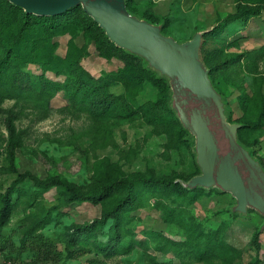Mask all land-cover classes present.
<instances>
[{
    "label": "trees",
    "instance_id": "trees-1",
    "mask_svg": "<svg viewBox=\"0 0 264 264\" xmlns=\"http://www.w3.org/2000/svg\"><path fill=\"white\" fill-rule=\"evenodd\" d=\"M125 1L130 13L160 23L156 22V18L151 14L139 11L134 0ZM237 1L243 3H237L235 13L217 21L211 30L203 34L199 55L208 68L212 84L222 95L225 93L227 83L232 77H237L240 71L250 77V95L244 92L242 85L238 87L241 94L239 105L243 110L242 115L235 121L231 120L230 116H227V119L231 123L242 124L236 132L237 139L251 150L252 156L258 159L264 168L263 159L257 157L255 153L258 142L256 135L260 136L264 132V90L262 89L264 73L258 67L256 57V53L261 52L264 55V44L218 61V57L215 56L216 51H208L204 42L206 38L218 35L229 20L259 16L261 11H264V0ZM9 24L15 26L11 42L8 41V34L3 31L4 26ZM83 26L85 29H91L89 35L94 41L99 56L105 59L116 57L122 64L108 73L104 72L97 79L83 70L78 76L81 78L80 81L75 80L77 81L75 85L72 71L74 65H78L85 50L76 45L73 38ZM64 33H69L70 39L65 55L59 56L55 53L56 43L52 38ZM25 63H37L39 67L40 72L37 77L40 86L37 89L23 82V74L19 71V67ZM45 72H51L56 76L64 74L67 81L64 84L47 79L44 77ZM69 86L82 90L80 95L73 90L68 93L72 101L70 102L77 105V111L92 113L90 122L81 133L89 138V143L83 147L76 146L71 151L79 153V161L80 159L87 161L89 154L93 156L90 182L81 185L62 174L41 179L28 170L18 172L13 165L14 151L23 146L25 131L16 128L13 122L14 111L9 109L4 120L9 158L6 171L14 173L15 178L0 196V229L13 211L12 195L19 191L17 184L28 179L34 184L36 194L54 187L66 203L90 201L93 204H100L102 208L99 217L89 223L77 224L71 232L66 233L64 262L72 258L74 251L84 250L85 247L81 244L88 243L90 239L105 257L128 253L136 246L133 231L128 227L131 221L126 217L128 212L142 207L149 198L155 200L152 204L160 206L163 205L161 203L163 198L179 195L192 201L204 192L200 187L193 189L183 187L179 181H187L191 178L185 177L183 173L170 175L156 173L153 168L147 167L144 171L123 174L108 157H98L96 154L97 150L113 143L111 130L104 126L105 122H101L100 117L107 114L109 109L118 107L121 108L122 115L127 116V122L139 119L157 134L165 136L162 144L164 159H168L170 150L190 146L186 137L191 134L183 128L170 107V88L167 78L147 67L142 58L116 47L79 5L57 15L37 16L25 13L20 7L7 0H0V101L11 99L15 104L30 106L37 111V118H43L47 115L50 101L58 89ZM112 87H120V91H115ZM148 88L154 90V97L139 102L138 97ZM65 108L69 107H63L61 110ZM99 136L101 138L98 139ZM173 212V209L165 208L166 215L169 216ZM33 216L35 217L25 229L28 235H33L36 229L51 220V215L47 213L43 216ZM234 217L236 216L232 215V218ZM108 221L110 226L107 230L106 242H99L95 237ZM166 221L171 222V219ZM228 225V222L222 221L213 229H204L203 225L191 219L187 224L185 223L182 237L171 239L160 231L148 229L143 231V237L137 246L141 248L146 264H175L171 259L167 261L156 259V254L165 256L169 253L173 258L178 259V264H261L257 233H253L250 243L255 255L243 262L239 250L230 246V243L224 239ZM61 256V252L57 251L50 241H41L37 246V258L42 263H56ZM4 258L8 259V257Z\"/></svg>",
    "mask_w": 264,
    "mask_h": 264
},
{
    "label": "rangeland",
    "instance_id": "rangeland-1",
    "mask_svg": "<svg viewBox=\"0 0 264 264\" xmlns=\"http://www.w3.org/2000/svg\"><path fill=\"white\" fill-rule=\"evenodd\" d=\"M237 3L243 2L237 0H134L139 11L151 14L156 18V22L162 21V32L173 36L178 41L189 39L194 30L205 29L206 32L211 30L217 21L235 13ZM14 27L9 24L3 28L4 33L8 34L9 42L13 39ZM84 29L85 26L80 28L73 38L74 43L85 50L78 65H74L72 71L75 85L77 84L75 80L80 81L81 78L78 76L83 70L97 79L104 72L108 73L122 64L116 57L105 59L99 56L94 47V41L89 35L91 29ZM68 39H70L69 33L52 38L56 43L57 55H65ZM204 42L208 51H216L215 56L218 57V61L246 51L252 45L264 44V11H261L259 16L229 20L218 35L208 37ZM256 57L260 70L264 73V55L260 52L256 53ZM19 69L23 74L24 83L33 89L40 86L37 77L40 70L37 63H25L20 65ZM44 77L64 84L67 81L64 74L56 76L51 72H45ZM249 84L250 77L242 71L227 83L223 98L227 106V116H230L231 120L235 121L243 113L239 105L241 94L238 87L242 85L244 92L250 95ZM112 89L120 91V87H112ZM262 89L264 90V86ZM72 90L77 95L82 93L81 88L72 86L58 89L50 101L47 115L43 118H37V111L30 106L15 104L11 99L0 101V196L15 178L14 173L6 171L9 158L4 120L9 109L14 111L13 122L16 128L25 131L23 146L14 151L13 165L18 172L28 170L41 179L62 174L81 185L90 182L93 156L89 154L87 161L84 162L81 159L79 161V153L71 151L76 146L83 147L89 143V138L81 133L90 122L92 113L84 110L77 111V105L71 103L68 96ZM154 93L152 88H148L137 100L143 102L153 98ZM63 107L69 108L62 111ZM126 119L127 116L122 115L119 107L109 109L107 114L100 117V121L105 122L104 126L111 130L113 143L97 150L98 157H108L123 174L144 171L147 167L153 168L156 173L169 175L183 173L189 178L199 173L195 163V153L192 150L194 140L191 135L186 137L190 146L170 150L166 160L162 154L165 136L157 134L139 119L130 122ZM256 137L258 142L255 153L264 161V132ZM33 185L28 179L17 184L19 191L12 195L13 211L0 229V255L8 257L12 264H146L144 254L137 246L143 237V231L148 229L160 231L171 239H178L184 235L182 229L191 219L203 225L204 229H213L222 221L228 222L224 239L230 243V246L239 250L243 262L255 255L254 250L250 248V243L253 233H257L258 254L261 264H264V229L259 230L264 217L252 209H248L246 214L231 213L229 207L233 204L234 198L229 193L220 192L216 188L204 189L203 194L192 201L179 195L163 198L161 200L163 205L160 204V206L152 204L155 200L149 198L142 207L128 212L126 216L131 220L128 227L133 231L136 240V246L132 250L128 253L105 257L90 239L88 243L81 244L85 247L84 250L74 251L72 258L64 262L66 233L71 232L77 224L89 223L99 217L102 208L100 204H93L90 201L66 203L54 187L36 194V188ZM167 207L174 210L173 214L169 216L165 214ZM46 213L51 215V220L36 229L33 235L26 234L25 229L30 220L35 217L33 215L43 216ZM232 215L236 217L232 218ZM168 219H171V222L166 221ZM109 226L110 221L96 235L97 241L106 242ZM46 240L61 252L62 256L56 263H42L37 258V246L41 241ZM156 255L158 261L171 259L173 263L178 264V259L173 258L171 253L165 256Z\"/></svg>",
    "mask_w": 264,
    "mask_h": 264
},
{
    "label": "water",
    "instance_id": "water-1",
    "mask_svg": "<svg viewBox=\"0 0 264 264\" xmlns=\"http://www.w3.org/2000/svg\"><path fill=\"white\" fill-rule=\"evenodd\" d=\"M25 13L53 16L79 5L116 47L142 58L145 65L167 78L170 107L193 137L192 150L199 173L187 189L216 188L229 193L231 213L248 209L264 217V168L237 139L238 122H229L223 95L212 84L199 48L205 29L178 41L154 23L130 13L125 0H7ZM264 229V221L259 230Z\"/></svg>",
    "mask_w": 264,
    "mask_h": 264
},
{
    "label": "built area",
    "instance_id": "built-area-1",
    "mask_svg": "<svg viewBox=\"0 0 264 264\" xmlns=\"http://www.w3.org/2000/svg\"><path fill=\"white\" fill-rule=\"evenodd\" d=\"M0 264H12V263H11L10 259L1 257V255H0Z\"/></svg>",
    "mask_w": 264,
    "mask_h": 264
},
{
    "label": "crops",
    "instance_id": "crops-1",
    "mask_svg": "<svg viewBox=\"0 0 264 264\" xmlns=\"http://www.w3.org/2000/svg\"><path fill=\"white\" fill-rule=\"evenodd\" d=\"M263 45V44H262ZM259 46H261V44L259 43V44H256V45H252V47H250V48H248V49H246V51L247 50H251V49H254V48H257V47H259ZM258 67H259V64H258ZM260 68V67H259Z\"/></svg>",
    "mask_w": 264,
    "mask_h": 264
}]
</instances>
